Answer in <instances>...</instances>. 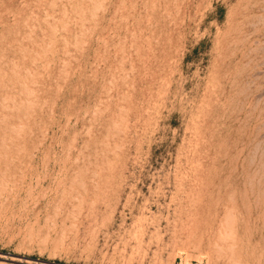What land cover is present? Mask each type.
<instances>
[{
  "label": "rangeland",
  "instance_id": "1",
  "mask_svg": "<svg viewBox=\"0 0 264 264\" xmlns=\"http://www.w3.org/2000/svg\"><path fill=\"white\" fill-rule=\"evenodd\" d=\"M0 264H264V0H0Z\"/></svg>",
  "mask_w": 264,
  "mask_h": 264
}]
</instances>
